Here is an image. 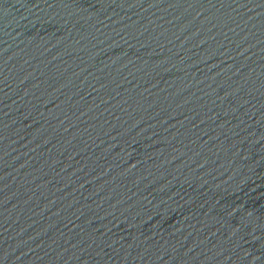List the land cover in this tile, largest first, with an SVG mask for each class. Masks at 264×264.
<instances>
[{
  "label": "water",
  "instance_id": "obj_1",
  "mask_svg": "<svg viewBox=\"0 0 264 264\" xmlns=\"http://www.w3.org/2000/svg\"><path fill=\"white\" fill-rule=\"evenodd\" d=\"M0 264H264V0H0Z\"/></svg>",
  "mask_w": 264,
  "mask_h": 264
}]
</instances>
